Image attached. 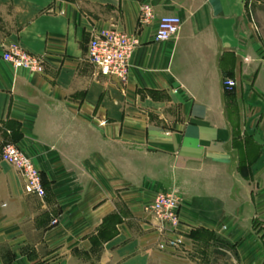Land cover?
I'll return each mask as SVG.
<instances>
[{
	"label": "crops",
	"instance_id": "0c3cea01",
	"mask_svg": "<svg viewBox=\"0 0 264 264\" xmlns=\"http://www.w3.org/2000/svg\"><path fill=\"white\" fill-rule=\"evenodd\" d=\"M111 26L138 41L123 83L85 58ZM10 43L40 71L3 61ZM4 142L43 195L0 159L1 264H264V0H0ZM170 188L179 223L159 234L144 206Z\"/></svg>",
	"mask_w": 264,
	"mask_h": 264
},
{
	"label": "built area",
	"instance_id": "2783aa9c",
	"mask_svg": "<svg viewBox=\"0 0 264 264\" xmlns=\"http://www.w3.org/2000/svg\"><path fill=\"white\" fill-rule=\"evenodd\" d=\"M151 16L150 6L142 4L137 14V28L146 24ZM179 24L180 20L176 15L159 16L154 40L164 41L174 36ZM137 43L135 34H127L114 26L94 30L86 44L85 58L99 74L115 77L123 83L127 75L128 58ZM1 59L13 67H22L30 71L38 72L42 67L40 56L27 52L15 43H10L4 47ZM233 85L234 81L231 79L222 80V86L225 90H229ZM0 159L19 173L22 178L24 193L36 196L43 195L38 170L15 144L2 143ZM179 205L180 196L176 189L158 191L152 201L144 206V210L150 216V226L159 234L172 233L179 223ZM55 222V218L50 220V224H55ZM174 243H177V240H174Z\"/></svg>",
	"mask_w": 264,
	"mask_h": 264
},
{
	"label": "rangeland",
	"instance_id": "374dc122",
	"mask_svg": "<svg viewBox=\"0 0 264 264\" xmlns=\"http://www.w3.org/2000/svg\"><path fill=\"white\" fill-rule=\"evenodd\" d=\"M178 212H179V209H178ZM57 221V220H56ZM56 223V222H55ZM209 253H211V251L208 249ZM209 261H210V258H209Z\"/></svg>",
	"mask_w": 264,
	"mask_h": 264
}]
</instances>
